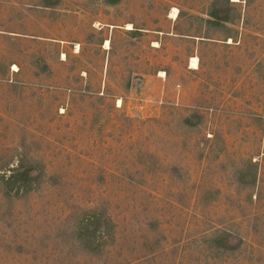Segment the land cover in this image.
<instances>
[{
    "label": "rangeland",
    "instance_id": "374dc122",
    "mask_svg": "<svg viewBox=\"0 0 264 264\" xmlns=\"http://www.w3.org/2000/svg\"><path fill=\"white\" fill-rule=\"evenodd\" d=\"M51 1L0 0V264H264V0Z\"/></svg>",
    "mask_w": 264,
    "mask_h": 264
},
{
    "label": "trees",
    "instance_id": "16d2710c",
    "mask_svg": "<svg viewBox=\"0 0 264 264\" xmlns=\"http://www.w3.org/2000/svg\"><path fill=\"white\" fill-rule=\"evenodd\" d=\"M47 6L55 5V2L51 0H46ZM215 20H221L222 22H229L228 17H221L220 15L214 13ZM6 184L10 189L16 190V192H30L34 186V184L38 181V177L34 174V169L31 164L27 165V163H20L16 168L12 169L10 176L5 180ZM98 217H95V221H97L96 229L100 228L98 224ZM87 228V227H85ZM88 230V229H86ZM96 230L95 232H97ZM93 233V237H96L97 233ZM87 234V233H86Z\"/></svg>",
    "mask_w": 264,
    "mask_h": 264
},
{
    "label": "bare ground",
    "instance_id": "6f19581e",
    "mask_svg": "<svg viewBox=\"0 0 264 264\" xmlns=\"http://www.w3.org/2000/svg\"><path fill=\"white\" fill-rule=\"evenodd\" d=\"M109 47V42L107 41L106 42V48H108ZM196 66H197V60L196 59H193V61H192V68L193 69H196Z\"/></svg>",
    "mask_w": 264,
    "mask_h": 264
}]
</instances>
